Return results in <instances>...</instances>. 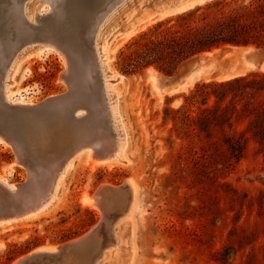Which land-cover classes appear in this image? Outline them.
I'll return each mask as SVG.
<instances>
[{
    "label": "rangeland",
    "instance_id": "374dc122",
    "mask_svg": "<svg viewBox=\"0 0 264 264\" xmlns=\"http://www.w3.org/2000/svg\"><path fill=\"white\" fill-rule=\"evenodd\" d=\"M68 1L73 0H63V4ZM98 1L83 0L75 6L78 10L67 18L66 28L79 19L82 30L90 29L93 14L106 5L105 0ZM215 1L221 4L208 12L218 15L256 0H124L109 15L101 36L107 46L108 84L124 136L123 160L94 167L84 153L86 149L74 152L70 159L81 154L65 171L57 196L47 209L32 218L0 225V264H14L33 251L53 249L89 233L104 214L102 207L86 204L84 196L113 189L115 193L110 194L119 197L109 201L110 211L122 203L117 188L126 180L133 184L132 208L116 227L120 247L102 264H264V156L258 143L247 134L243 156L235 161L222 142L223 135L215 133L223 153L214 158L211 140L204 134L187 138L179 114L174 112L194 116L196 104L190 106L189 97L196 86L228 81L224 77L230 73L233 79L261 75L264 64L237 75L244 61L233 47H225L216 57L206 59L191 83V72L196 70L187 64L189 61L172 75L153 68L137 74L120 70V52L158 22L176 16L174 10L189 5L187 12ZM0 3V8L5 5L10 13L9 1ZM75 29L83 38V31ZM7 35L9 42L14 34ZM254 49L255 53L264 51ZM65 68V60L54 47L44 56L32 54L21 62L11 80L14 99L23 96L38 104L67 93L68 85L62 79ZM18 110L19 119L37 113L26 107ZM246 124L245 119L235 120L233 127L243 130ZM225 129L230 133L228 127ZM58 137L70 141L72 133L63 131ZM198 140L209 145V155L200 157L203 153ZM16 161L13 147L0 140V178L9 184L28 180L27 168ZM45 261L40 259L42 264Z\"/></svg>",
    "mask_w": 264,
    "mask_h": 264
},
{
    "label": "bare ground",
    "instance_id": "6f19581e",
    "mask_svg": "<svg viewBox=\"0 0 264 264\" xmlns=\"http://www.w3.org/2000/svg\"><path fill=\"white\" fill-rule=\"evenodd\" d=\"M8 1L12 6L10 13L5 5L0 8V140L13 147L16 162L28 170V180L23 184H9L0 178V225L32 218L47 209L57 196L65 171L81 154L70 159L74 152L76 154L86 149L84 153L96 167L121 162L125 148L115 101L108 84L107 76L110 74L104 55L106 41L101 36L102 25L124 0H105V7L93 14V25L86 31L82 30L83 23L79 19L69 23L70 29L66 28L65 22L78 10L75 6H79L83 0L68 1L66 5L63 0ZM68 6L74 8L69 10ZM188 7L182 5L173 13H183ZM76 27L80 33L83 31V38L74 31ZM7 34H14L9 42L5 40L10 36ZM47 46L56 48L66 62L62 79L68 85V92L38 104L24 100L23 96L14 99L10 89L11 80L21 62L34 53L40 56L48 54ZM232 49L241 62L244 61L237 75L264 64L257 66L252 59L245 58L255 53L253 47ZM222 51L215 49L189 60L187 64L196 70L195 73L191 72L190 83L201 73L206 59L214 58ZM197 61L199 64H196ZM209 62L207 60L206 64ZM231 78V73L224 77L226 80ZM183 83L184 80L179 86ZM23 107L37 113L19 119L20 114L16 113H20L18 109ZM63 131H70L72 140L64 141L58 137ZM82 131L84 133H80ZM117 189L122 193V203L110 211L107 205L118 195H113V189L97 191L94 197L84 196L86 204L102 207L104 216L89 233L76 240L78 244L68 245L72 243L69 242L53 249H39L29 255L38 252L40 257L23 261L24 257L14 264H42L40 259L43 258H46L45 264H102L120 247L116 227L120 217L126 216L132 208V182L126 180ZM61 258L64 262H61Z\"/></svg>",
    "mask_w": 264,
    "mask_h": 264
},
{
    "label": "trees",
    "instance_id": "16d2710c",
    "mask_svg": "<svg viewBox=\"0 0 264 264\" xmlns=\"http://www.w3.org/2000/svg\"><path fill=\"white\" fill-rule=\"evenodd\" d=\"M220 4L215 1L155 24L149 33L141 34L120 52L121 72L137 74L153 68L172 75L195 56L215 49L246 46L264 49V0L218 15L208 12ZM189 104H196L194 116L174 111L179 114L184 135L199 138L204 134L211 140L214 158L223 153L215 133L223 135L230 159L237 161L243 156L247 134L256 140L264 156V74L198 85L189 97ZM243 119L247 120L243 130L233 127L235 120ZM198 141L203 153L200 157L209 155V145Z\"/></svg>",
    "mask_w": 264,
    "mask_h": 264
},
{
    "label": "water",
    "instance_id": "95a60500",
    "mask_svg": "<svg viewBox=\"0 0 264 264\" xmlns=\"http://www.w3.org/2000/svg\"><path fill=\"white\" fill-rule=\"evenodd\" d=\"M246 47H249V46H246ZM246 47H243V48H246ZM205 53H207V52H205ZM204 54V53H203ZM201 55V54H200ZM199 56V55H198ZM198 56H195L194 58H192L191 60H193V59H195L196 57H198ZM252 56H254V57H256V59L255 60H253L251 57ZM246 59H252L255 63H256V65L257 66H260V65H262L263 63H264V51H257L255 54H250V55H247L246 57H245ZM196 64H199V61H197V63ZM76 244H78L77 243V241H73L71 244H68V245H76ZM40 253H38V252H36V253H34V254H32V255H28V256H26L25 257V259L23 260V261H31L32 259H34V258H36V257H40Z\"/></svg>",
    "mask_w": 264,
    "mask_h": 264
}]
</instances>
